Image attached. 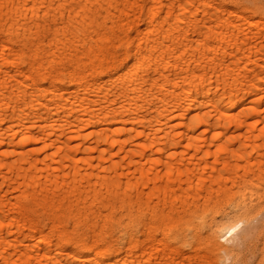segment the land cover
I'll return each mask as SVG.
<instances>
[{"label":"bare ground","instance_id":"1","mask_svg":"<svg viewBox=\"0 0 264 264\" xmlns=\"http://www.w3.org/2000/svg\"><path fill=\"white\" fill-rule=\"evenodd\" d=\"M0 264H264V3L0 0Z\"/></svg>","mask_w":264,"mask_h":264},{"label":"snow or ice","instance_id":"2","mask_svg":"<svg viewBox=\"0 0 264 264\" xmlns=\"http://www.w3.org/2000/svg\"><path fill=\"white\" fill-rule=\"evenodd\" d=\"M121 55L126 57L127 60L126 62L123 64V66L119 67V73H122L124 71V69H126L129 66V63L132 62L133 60H135L136 58H138V53H135L133 51H129V52H123V50H121Z\"/></svg>","mask_w":264,"mask_h":264},{"label":"rangeland","instance_id":"3","mask_svg":"<svg viewBox=\"0 0 264 264\" xmlns=\"http://www.w3.org/2000/svg\"><path fill=\"white\" fill-rule=\"evenodd\" d=\"M258 1H260L261 3H264V0H258Z\"/></svg>","mask_w":264,"mask_h":264}]
</instances>
